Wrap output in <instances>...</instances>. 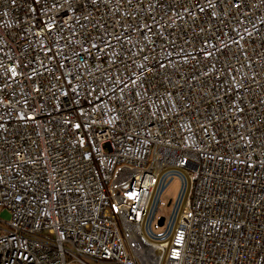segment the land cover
<instances>
[{
  "label": "built area",
  "instance_id": "2783aa9c",
  "mask_svg": "<svg viewBox=\"0 0 264 264\" xmlns=\"http://www.w3.org/2000/svg\"><path fill=\"white\" fill-rule=\"evenodd\" d=\"M0 264H264V0H0Z\"/></svg>",
  "mask_w": 264,
  "mask_h": 264
},
{
  "label": "rangeland",
  "instance_id": "374dc122",
  "mask_svg": "<svg viewBox=\"0 0 264 264\" xmlns=\"http://www.w3.org/2000/svg\"><path fill=\"white\" fill-rule=\"evenodd\" d=\"M166 174L156 201L152 202L144 229L146 236L154 241H163L172 233L187 190L186 179L182 173L168 171ZM159 202H161L160 205ZM158 217H164V223L161 226L157 225Z\"/></svg>",
  "mask_w": 264,
  "mask_h": 264
},
{
  "label": "crops",
  "instance_id": "0c3cea01",
  "mask_svg": "<svg viewBox=\"0 0 264 264\" xmlns=\"http://www.w3.org/2000/svg\"><path fill=\"white\" fill-rule=\"evenodd\" d=\"M166 175H167V174L164 173V174L162 175L161 179H160L159 186H158V188H157V190H156V193H155V196H154L153 202L156 201V198H157V195H158V192H159L160 185H161V183L163 182V180H164V178H165ZM160 204H161V202H159V205H160ZM159 218H163V219H164V217H158V218L156 219L157 222H158V219H159ZM163 223H164V222H163Z\"/></svg>",
  "mask_w": 264,
  "mask_h": 264
},
{
  "label": "water",
  "instance_id": "95a60500",
  "mask_svg": "<svg viewBox=\"0 0 264 264\" xmlns=\"http://www.w3.org/2000/svg\"><path fill=\"white\" fill-rule=\"evenodd\" d=\"M163 222H164V219L163 218H159L158 222H157V225L161 226V225H163Z\"/></svg>",
  "mask_w": 264,
  "mask_h": 264
}]
</instances>
